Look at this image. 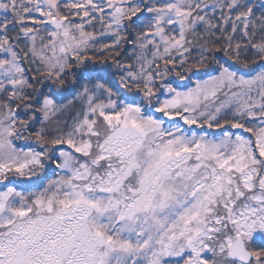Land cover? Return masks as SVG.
Masks as SVG:
<instances>
[{
  "label": "snow or ice",
  "instance_id": "obj_1",
  "mask_svg": "<svg viewBox=\"0 0 264 264\" xmlns=\"http://www.w3.org/2000/svg\"><path fill=\"white\" fill-rule=\"evenodd\" d=\"M0 264H264V0H0Z\"/></svg>",
  "mask_w": 264,
  "mask_h": 264
}]
</instances>
